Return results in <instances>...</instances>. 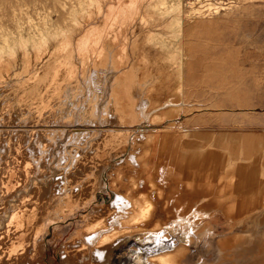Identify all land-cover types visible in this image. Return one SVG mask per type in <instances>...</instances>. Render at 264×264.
Masks as SVG:
<instances>
[{
  "label": "rangeland",
  "instance_id": "obj_1",
  "mask_svg": "<svg viewBox=\"0 0 264 264\" xmlns=\"http://www.w3.org/2000/svg\"><path fill=\"white\" fill-rule=\"evenodd\" d=\"M111 34L112 38L109 37ZM107 39L116 40L112 43L122 52L124 48L126 49L124 52L127 51L126 55L122 53L116 56L115 61H121L117 62L120 70L107 68L108 65H114L112 61V64L108 63V59L111 58L107 56L106 49H103L107 45ZM123 39L129 42H124ZM136 50L138 51L135 57ZM93 52L103 53L95 57L96 54ZM76 56L79 60L82 59L81 63L78 64ZM132 58L135 63L141 65L137 67L142 71L138 68L139 71L136 70L142 73L137 72L138 76L141 75L140 79L144 74L156 75V80L145 93H141L138 86L133 90L134 93L129 91L128 83L133 82L132 77L127 79L128 82H124L129 85L128 87L121 85L120 87H123L121 90L115 86L117 78L112 72L118 71L117 77L120 78L119 75L124 76L129 69L128 74L132 75L130 71L133 66ZM22 59L27 61L24 65L31 70L33 68L38 70L40 64L42 65L41 61L45 62L44 64L51 62L48 65L52 64L54 68L60 69V72L61 69L64 73L73 70L72 74L70 71L68 74L65 73V79L68 75L73 76L79 72L76 73L79 79L75 77L77 82L83 76L82 82L88 77H95L97 83L99 82L98 87L102 86L99 88L102 92L106 94V91L110 90L106 95L103 93L107 97L105 104L109 102L108 98L112 96L114 98L118 92L121 94L118 93L120 96L117 95L115 98L121 95L126 97L130 95L133 98L138 94L137 98H134L138 100L141 94H146L152 99L145 109L146 117L143 116L145 117H142L143 119L135 120L131 116V121L130 116L128 118L126 116L128 122L125 119L126 123L122 122V125L102 122L105 124L102 126L103 129H123L122 132L125 134L123 152L114 156L107 153L106 149L103 153L107 159L101 179L110 188L98 189L97 185L94 189L98 192L95 193L93 190V195L87 197L90 198L87 203L71 204L64 212L49 216L44 223H40L41 231L38 234L40 236L36 234L37 239L34 241L42 239L40 243L38 241L39 247L42 246L39 251L37 248V251L31 254L29 264H91L94 260L89 257L81 260L75 257L79 253L87 254L86 249L89 251L92 247L88 246L91 245L89 240L100 232V238L98 240L95 238V244L92 245L93 249L97 247L102 250L108 249L106 251L109 253L105 256L108 264H264V230L248 231L236 225L232 226L227 218L228 206H225L226 215L212 211L214 205L220 207L228 199L232 191L230 176L227 173L218 176L213 158L207 156L203 159L205 165L198 166L194 163L193 168L190 165L192 177L183 180L173 166L179 164L177 166L181 168L183 164L181 165L180 160L173 161L171 154V148L175 143H179L178 139L182 138L183 142H197L198 139L205 145L215 129L253 128L259 127L264 121V0H0V67L3 71L6 70V79L0 77V100L7 97L5 94H8L7 89L10 88L8 82L14 80V74L21 71L17 68L21 67ZM103 59L107 63L103 62ZM87 60L88 67L85 65ZM96 60L100 61L97 63ZM69 63H72L71 66ZM72 66L74 69H71ZM89 71L91 74L86 76ZM9 73L10 75H7ZM61 73L59 80L65 77L63 73L61 76ZM71 76L69 78L73 80L74 77ZM80 96L81 94L78 95ZM30 102H27L28 106L35 103ZM36 104L40 105L36 101L35 106L24 107V104L23 107L28 110L30 108L29 112L32 111L35 116L41 114L39 116L42 118L43 111L44 114L51 113L49 106L41 109L43 110L41 113L39 110L35 111L38 106ZM5 107H0V117L3 118H0L1 123L3 120L8 125L10 119L16 115L18 119L14 121L17 120L14 118L10 126L4 127L9 130L66 129L67 132L56 139L55 149L52 148L51 140L48 141L50 143L46 142V145L50 146L40 148L41 155L45 156L47 148L51 147L54 151L50 150L51 157L48 154L47 158L50 161L47 160L48 167L50 166L49 169L52 170L48 172H53L51 178L58 175V171L68 163L64 158H60V154H56L60 153V148H64L66 144L70 145L72 142V146L77 142V139H70L72 131L81 127L98 128L95 122L91 123L92 121H88V124L76 122L68 125L52 120L50 123L53 125L47 122L48 125L45 126L46 122L44 123V118L41 117V122L36 117L41 125L36 123L31 126V121L35 119H26L29 117L27 109L25 112L27 111L28 116L26 115L24 119L19 117L18 112L15 114L13 109ZM7 109L13 117H9L10 112L6 113ZM23 130L14 138L7 139H11L9 142L13 139L15 143H11L17 147L23 145L24 150L30 151L28 148L34 147L39 138L43 139L36 138L42 134H33L31 137L27 134L26 137L24 133L22 135ZM95 133L98 134L97 131ZM19 135L22 140L18 139ZM15 138L18 140L17 143ZM94 139L95 143L97 136ZM24 142L29 145L26 144L24 147ZM39 146L42 147V144ZM116 158H120V161ZM57 160L59 164L61 162L60 168ZM89 164L93 163L90 161ZM111 172L113 177L110 175ZM50 177L45 179V186L51 185L53 179ZM214 177L216 182H213ZM116 192L127 197L129 205L123 204L121 207L118 205L116 208L115 204H111L117 198ZM200 192L204 193L201 200H206L207 206L197 205L193 199L200 195ZM8 193L7 197L6 193H0L1 206L3 201L11 204L12 200ZM213 195L217 198L214 199ZM220 195L226 197L218 198ZM59 197L55 196L53 207L47 206L46 211L49 208H57L58 203L62 201ZM3 198L4 200H1ZM105 204H108V209L102 215L97 208ZM59 205L61 207L62 202ZM99 213L100 215H97ZM113 215H116V218L121 217V226L113 222ZM0 217H4L3 212ZM95 217L99 218L97 221L100 224ZM105 229L109 231L106 232ZM84 235L89 237V240H86ZM83 236L84 242L87 243L81 244ZM101 240L106 242L100 243ZM71 242L80 246L77 247L76 244L74 248L68 250L66 246ZM106 244L113 246L111 248ZM77 250L80 252L76 253ZM70 252L72 255L75 252L74 255L77 256H70ZM21 260L22 258H19V261ZM98 262L95 261L93 264L102 263Z\"/></svg>",
  "mask_w": 264,
  "mask_h": 264
},
{
  "label": "bare ground",
  "instance_id": "obj_2",
  "mask_svg": "<svg viewBox=\"0 0 264 264\" xmlns=\"http://www.w3.org/2000/svg\"><path fill=\"white\" fill-rule=\"evenodd\" d=\"M122 15H124V14H122ZM82 35H83V33H82ZM76 36H78V35H76ZM106 37H107V35H106ZM109 37L112 38V34ZM109 37H107V38L110 39ZM99 38H101V37H99ZM119 38L121 39V37H119ZM113 39H115V38H113ZM126 39H127V37H126ZM101 40H103V38H101ZM104 40H105V37H104ZM113 41L114 40H112V41L108 40L106 47H103V49L104 48L106 49V52L108 54L107 56H110V58H111V60L108 59V63H111V61L114 63V65H112V66L108 65L107 68L108 69H116V68L119 69L120 67L117 66L118 61H115V59L117 60L116 56H118V54L121 55L122 53H125V55H126L127 51L124 52L126 49L122 45L124 48V51L122 52L121 49L117 48V45L112 43ZM126 41L129 42V40H126ZM126 41L124 40V42H126ZM96 43H97V41H96ZM130 44L132 45V43H130ZM125 45H128V44H125ZM73 46H74V44H73ZM91 51H93V50L91 49ZM137 51L138 50H136V52L134 51L135 57L137 55ZM77 53H78V51H77ZM74 54H76V53H74ZM94 54H96V52ZM99 54L100 53H97L95 57H97V55H99ZM67 55H69V54H67ZM89 55H88V57H89ZM77 56L75 59L78 60L77 62L79 64V62L82 59L80 58L81 60H79L77 58ZM104 56H106V55H104ZM119 57H121V56H119ZM93 58H94V56H93ZM98 58L101 59L100 57H98ZM67 59H68V57H67ZM83 59H85V57H83ZM104 59H106V58L104 57ZM104 59H103V62H105ZM118 59H120V58H118ZM133 59L134 58H132V60H131L133 63V66L130 70V71H132V75L128 74L129 69L125 73L124 76L119 75L120 78L117 77L118 71L116 73L112 72V74L114 76H116V78H117V82H116L115 86L118 88H121V90H122L123 87H128L130 85L129 91L131 90L133 93H134L133 90L134 89L136 90L135 87L138 86L141 93H145L147 91V89H149V87L152 85V83L156 80V75H147V74L145 75L144 74V77L142 78L143 80L140 79L139 77L141 75L138 76V74L141 73V72H138L139 71L138 69H140V67L138 68L137 66L138 65L141 66V65L138 63H135L136 61ZM89 60L85 61V65H86V62L87 63L89 62ZM99 61L100 60H98L97 63ZM123 61L124 60H122V62ZM18 62H19V60H18ZM24 62L26 63L27 61L26 60L23 61V59H22V62H21L22 64L20 63L21 67L17 68L21 71L19 72L17 70L18 73L14 74V77H15L14 80L8 82L9 83L8 87H10V88L7 90H9V92L7 91L8 94H5V97L7 96L5 99L2 98L4 100H0V107H4V108H6L5 106L10 107L11 109H13L15 114H16V112H18L19 117L21 116L22 118L25 119V117L27 115V111L25 112V110L27 108L24 109V107L28 106L27 102L31 101L33 103L34 102L36 103V101H37L40 105L36 104L38 106H36V109H34L35 111L39 110L38 112L41 113L44 110V108H47L48 106H49L48 108H50V110H51V113H49V114H44L45 111H43L44 113L42 115L44 118L43 122L44 123L46 122L45 126H47L52 120H54V122L57 121L56 123L64 122V123H67L68 125L76 123V122H78L79 124L81 122H85L88 124L89 123L88 121H92L91 123L95 122L96 127H98V128L88 129L85 127L82 128L79 125L81 128H76L75 131H72L71 134L69 133L70 139H74V140L77 139L76 140L77 142H75V144H73L72 146H71L72 142L70 143V145L66 144L64 146V148L61 146L63 149L60 148L61 152L59 151L60 153H57L56 155L60 154L62 156V157L60 156V158H64L65 162L67 161L68 163L66 162L67 163L66 166H65V164H64V166L62 165L63 167L61 168V170L60 171H58L59 169L57 170L59 172V173L57 172L58 175L51 178L50 176L53 175V172H48V170H50L51 168H50V166L48 167V164L50 161L47 159L48 154L51 150V147H50V149L47 148L48 149L47 156H45L43 154H42L43 156L41 155L40 148L43 149L45 146L49 145V144L46 145V142H48L49 140H51L53 142V146H52V148H53L54 144L56 142V139L58 140L59 136L64 135L67 132L66 129H60V128L57 129L56 128L55 130L53 129L50 131H48L49 129H47V130H44V129L23 130L22 129L23 130L22 135L25 134V136H26L28 134L27 136L31 137L33 134L34 135L42 134L41 136L39 135L36 138L42 137L44 139V140L41 138H39L38 140L35 139V140H37V143L34 144V147L32 146L31 148H28L29 147L28 146L27 148L30 151H28L26 149H25L26 150L25 151L24 148H22L23 145L21 144V142H20V144L22 146H20V147L18 146L19 147L18 148L16 144L11 143V142H14L13 139L11 142L8 141L11 139H7V137L8 138L9 137L14 138L16 136V134L20 133V131H22V130L19 131L17 129L18 127H16L17 131L15 129L9 130L7 128H4L7 126H10L9 124L14 118L17 119V115H16V117H13V116H11L12 114L8 109H7L8 110L7 112L5 111L6 113L10 112V114H8V115H10L9 116L10 118L13 117V119H10V122L8 125L5 124L6 122L4 123L3 120H2V123L0 122V126L2 127V128H0V158H1L0 159V193H6V197H7V193L10 192L8 194L10 195V199L12 200V202L10 204L7 201L6 202L3 201V205L2 206L0 205V207H1L0 214L2 212L4 213V217L3 218L0 217V264H11V263L12 264H27V263L29 264V262L31 260V254L36 252L37 248L39 251V248H41V246H42L41 245L39 247V245H40L39 243L41 242L42 239L40 241L38 240L39 243H38V241H34V239L36 238V234H37V236H40V235H38V234H40V231H41V227L39 225L40 223H42V222L44 223L45 219L49 216H53V215L60 213V212L62 213V211L64 212V209L67 207H70L69 205H71V204H76L77 202L79 204L80 203H84V204L87 203V201L90 199V198L88 199L87 197H90L89 195L92 194L93 190L96 191V189H94V188L97 185H99L98 189H100V187L101 188H110L108 185L104 184L105 182H103L101 179V176L104 173V167L106 165V159H107V158H105V155L103 153L106 151V149L108 150L107 153L109 152L114 156L123 152L122 148L125 145H123L122 143H123V140L125 139V134H123L124 132H122L123 129H118V128L103 129L104 127L102 128V126L105 125L104 123L106 121L107 122H113L115 124H119V123L121 124L122 122L126 123L128 116H130L129 118H131V116H132V118L134 117L135 120H136V118L140 119L143 116L146 117L145 109L148 108L147 107V106H149L148 104L151 103V101H152V99L150 97L146 96V94L145 95L141 94L140 95L141 97L138 100H135L137 98L138 94L135 96L131 92L132 96L134 95L133 98L130 97V95H127V97L124 95H121V97H119L120 96L119 94H121V93L118 92L119 94L115 93L116 94L115 97H117V95H119L118 98H115V97L113 98V96H112L111 98H108L109 102L107 104H105L104 101H105V99H107V97H105L104 95L108 94L110 90H107V91L104 90L107 92L106 94H105V92H102V90L99 89L100 87L102 88V86L98 87L99 82L97 83V81L94 79L95 77L94 78H92V76L88 77L87 79H85L86 80L85 82L84 81L82 82V78L84 77L83 76L81 78V80L79 82H77L78 81L77 79H79V77H76L77 72L75 71L76 72L75 75L74 74H73V76L70 75L72 78L74 77L73 80L71 78H69L70 77L69 75L67 76V79H65L66 78L65 73L68 74V72L70 71L69 70L70 67H69V69H66L69 71L65 72V73L62 72V69H61V72L63 73V75L65 77H64V79L60 77L61 79L59 80L58 78H59V75L61 73L60 69H57L56 67H55L56 68L55 69L52 64H51L52 66L48 65L51 62L48 63V61H47L46 63H48V64H44L45 62L41 61L43 66L39 63L40 68L36 64V66L39 68L38 69L39 71L37 69L34 70V68H33V70H31L30 67L28 68L26 65H24L25 64ZM69 62H70V60H69ZM77 62H75V63H77ZM103 62H102V64H104ZM119 62L121 63V61H119ZM72 63H69L70 66ZM105 63H107V62H105ZM16 64L18 65L19 63L16 62ZM28 64L29 63H27V65ZM80 65H82V64H80ZM30 66H33V65L30 64ZM16 67H18V66H16ZM99 67L104 68L103 66H99ZM97 68H98V66H97ZM71 69H74L73 66L71 67ZM86 69H88V68H86ZM83 70H85V69L83 68ZM93 70H95V69H93ZM136 70H138V71H136ZM72 71H70L71 74L73 73ZM9 72H10V70H9ZM80 72L82 74V71H80ZM137 72H138V74H137ZM62 73H61V76H62ZM102 73L103 72H101V74ZM90 74L91 73L89 71V74L86 76H89ZM5 75H6V70L3 71V68L1 69V67H0V77H2V78L5 77V79H6ZM7 75H10V73ZM84 75H85V72H84ZM92 75H94V74H92ZM129 77L133 78V79L131 78V80H133V82L129 81V83H128L129 85H126L127 83L125 84L124 82L125 81L128 82L127 79H129ZM89 78H91V79H89ZM75 79H76V81H75ZM105 82L107 84V81H105ZM130 82H132V84H130ZM5 83L6 82L4 81V84ZM123 83L126 86H124ZM134 84H136V85H134ZM103 85H105V84H103ZM121 85L123 87H120ZM153 85H155V84H153ZM103 88L105 89V87H103ZM123 90H125V89H123ZM118 91H120V89ZM125 91L127 93H130V92H128V90H125ZM137 92H138V90H137ZM137 92H135V93H137ZM103 93H104V95H103ZM80 94H81V96L78 97V95H80ZM87 94H89L88 95L89 97H87ZM22 97H24L25 99H21ZM4 102H6V103H4ZM23 102H26V103H23ZM23 105H24V107H23ZM33 105L31 104L28 107L33 106ZM32 109H33V107H31V110ZM41 109H43V110L41 111ZM163 109H164V107H163ZM29 110H30V108H29ZM29 110H28L29 117H27L26 119H28V118H30V119L34 118L35 119V120L31 121L32 122L31 126L33 124H36V123L38 124L39 121L41 122V120L43 119L42 116H39L41 114L37 115L38 113H36L37 116H35V114H33L32 111L30 113ZM157 110H159V108ZM150 114H152V113H150ZM150 114H149V116H150ZM8 115H5V116L7 117ZM126 116H127V118H125ZM6 117H4V118H6ZM36 117L38 118L39 121L36 120ZM40 117L42 118L41 120H40ZM145 117H143V118H145ZM0 118H2V117H0ZM22 118L20 119L21 121H22ZM132 118L130 119L131 121H132ZM30 119H29V121H30ZM125 119H126V121H125ZM7 120H9V119H7ZM20 120H19V122H20ZM14 121H18V119L14 120ZM47 122H48V124H47ZM102 122H104V123L102 124ZM13 124H15V123H13ZM18 124L19 123H17V125ZM22 124H23V122H22ZM22 124H21V126H22ZM27 124H29V122ZM43 124H42V126H43ZM50 124L53 125V123H50ZM97 124H99V125L97 126ZM112 125H114V124H112ZM91 130H95V132L97 131L98 134H96L94 131H91ZM96 136H97V139H96V142L94 143L93 139ZM22 137H24V136H22ZM26 137H24V138H26ZM18 139H21L20 135H19ZM67 139H69V138H67ZM15 141H16V143L18 142L17 139ZM43 141H45V142H43ZM48 143H50V142H48ZM67 143H69V142H67ZM26 144L24 142V145H25L24 147H26ZM40 144H42V147L39 146ZM56 144H57V142H56ZM93 144H94V146H93ZM27 145H29V143ZM93 148H94V150H92ZM54 149H55V147H54ZM51 151H53V150H51ZM75 151H76V153H75ZM77 151H78V153H77ZM53 152H51V153H53ZM42 153H44V151H42ZM78 155H79V157H78ZM49 156H50V154H49ZM55 157L56 156H54V159H56ZM58 159H59V156H58ZM116 159H118L117 161H120V158H116ZM47 160L49 162H47ZM57 161H58V167L60 168L59 165L61 164V162L59 164V160H57ZM60 161H61V159H60ZM90 161L93 164H89ZM51 162H52V160H51ZM107 163H108V161H107ZM56 169H57V167H56ZM50 171H52V170H50ZM54 172H56V171H54ZM50 173H52V174H50ZM112 174H113V172H111L110 175H112ZM47 177H50L53 180H51L49 178V180H51L52 183H51V185L48 184V186H45L44 181ZM112 177H113V175H112ZM48 183H50V182H48ZM97 192H98V190L95 193H97ZM116 194H117V196H115V197H117V198H115L114 201L111 202V204H115L116 208L118 205H120V207L123 204L129 205L130 201L127 202V199H126L127 197L126 198L123 197V195L120 194L119 192H116ZM2 195H5V194H2ZM2 195H1V198H2ZM57 195H60L61 197H59ZM55 196L61 198V200H62L61 202L63 205L60 207V205H59V204H61V202H60V203H58L57 208L54 209L52 207L54 205L53 200L55 199ZM4 198H5V196H4ZM4 198L1 200H4ZM6 199L9 200V198H6ZM79 204H77V205H79ZM127 205H126V207H127ZM47 206L48 207L52 206L51 207L52 209L49 208L46 211ZM110 207H111V205H110ZM13 208H15V209H13ZM97 209H99L98 211H100L101 214L103 215V214H105V210L108 209V204L100 206ZM93 210H94V208H93ZM118 210L120 211V208H118ZM129 213H130V211H129ZM97 215H100V213ZM116 217H117L116 215H113V217H112L113 222H116L117 224H119V226H121L122 225V223L120 222L121 217L120 218H116ZM108 218H109V216H108ZM108 218H106L107 221H109ZM95 219H96V217H95ZM98 219H96V221ZM135 220H136V217H135ZM98 223H97V226H98ZM110 230H112V229L110 228ZM105 231L107 232L109 230L105 229ZM100 233H98V235L97 234L93 235L91 240H89V237L87 238V236L84 235V236H86V240L88 239L90 241L89 243H91V245H88V246L89 247L92 246L91 250L88 251L86 249L87 254H85L83 252V253H79L80 255L78 254V256H77V255H74L75 252L73 253V255L70 252V256H72V257L77 256L75 258H78V260H81V258L86 259L87 257H89L90 259L94 260V262L99 261V262H102L101 264H108L107 258L105 257V256H107V253H109V251H106L108 249L105 250L104 245H102V244L101 245L105 251L102 250V248L100 249L98 247L93 249V245L95 244L94 243L95 238H97V240H98V238H100L99 237ZM93 234H94V232H93ZM102 235H103V233H102ZM84 236H83V240H82L81 244L87 243V242H84V239H85ZM105 236H108V235H105ZM128 236H130V234H128ZM32 238H33V240H32ZM103 239H105V238H103ZM102 241H104V240H101L100 243H102ZM78 242H81V240H78ZM104 242H106V241H104ZM42 244H44V243H42ZM76 244L74 242H71V243H68V245L66 247L68 248V250H70L71 248H74L75 247L74 245H76ZM106 245H108V244H106ZM78 246H80V245L77 244V247ZM112 246H111V248H112ZM106 248H107V246H106ZM81 251H82V249H81ZM90 251L92 252V255H91ZM20 252H21V254H20ZM77 252H80V251L77 250L76 253ZM81 254H83V255H81ZM14 255H17V257L15 258ZM19 258H22V260L19 261ZM14 261L16 263H14ZM74 263H75V261H74ZM93 263H91V264H93Z\"/></svg>",
  "mask_w": 264,
  "mask_h": 264
},
{
  "label": "crops",
  "instance_id": "obj_3",
  "mask_svg": "<svg viewBox=\"0 0 264 264\" xmlns=\"http://www.w3.org/2000/svg\"><path fill=\"white\" fill-rule=\"evenodd\" d=\"M178 141L171 148V154L173 161L180 160L183 164L181 168L177 166L179 164L173 165L183 180L192 177L190 169L194 163L205 165L203 159L207 156L213 158L218 176L226 173L230 176L232 191L228 199L220 207L214 202L212 211L225 214V206H228L227 218L232 226L248 231L264 230V121L253 128L215 129L205 145L198 139L197 142H183L182 138ZM215 180L214 177L213 182ZM203 196L202 192L193 198L202 207L207 204L206 200H201ZM225 197L220 195L218 198ZM213 198L217 196L213 195Z\"/></svg>",
  "mask_w": 264,
  "mask_h": 264
}]
</instances>
